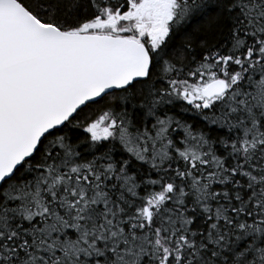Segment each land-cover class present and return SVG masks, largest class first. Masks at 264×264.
<instances>
[{
  "label": "snow or ice",
  "instance_id": "obj_1",
  "mask_svg": "<svg viewBox=\"0 0 264 264\" xmlns=\"http://www.w3.org/2000/svg\"><path fill=\"white\" fill-rule=\"evenodd\" d=\"M0 264H264V0H0Z\"/></svg>",
  "mask_w": 264,
  "mask_h": 264
}]
</instances>
